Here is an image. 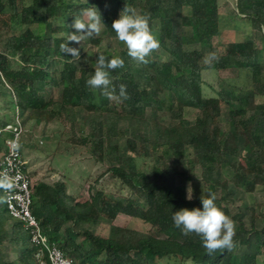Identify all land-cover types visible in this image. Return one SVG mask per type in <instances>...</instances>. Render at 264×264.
I'll use <instances>...</instances> for the list:
<instances>
[{
    "label": "trees",
    "instance_id": "16d2710c",
    "mask_svg": "<svg viewBox=\"0 0 264 264\" xmlns=\"http://www.w3.org/2000/svg\"><path fill=\"white\" fill-rule=\"evenodd\" d=\"M126 4L150 17V27L167 60L150 55L147 64H140L128 56L111 29ZM235 4L239 17L264 31V0H235ZM93 6L101 13L108 35L117 40L116 55L100 49L101 38L78 35L81 48L90 44L97 49L75 57L71 25L83 9ZM184 9H190V15L182 16ZM219 11V0H0V22L7 19L3 23H10L8 33H12L10 49H0V85L10 90L15 106L28 113L27 121L34 126L58 120L66 127L64 139L87 146L98 163L106 158L111 161L109 175L137 197L116 199L91 186L90 199L81 202L67 193L61 181L31 186L32 212L43 234L74 264H258L264 252V211L254 215L248 227L239 213L231 215L226 204L233 201L231 186L249 194L264 190V93L257 91L253 43L230 41L214 46L221 34ZM177 18L189 32L176 27ZM186 46L215 52L217 70L236 75L209 85L203 79L209 69L205 53L186 50ZM10 51L19 65L11 62ZM101 54L124 60L125 66L110 71V78L117 97L119 86L126 85L128 99L110 100L101 90L86 85ZM206 84L216 96H206ZM167 106L179 119L172 127H164L151 116ZM186 109L198 111L194 124L179 116ZM3 119L2 130L14 122L7 115ZM122 138L125 155L120 149ZM172 160L179 164L173 166ZM225 171L230 172L227 177ZM189 179L191 200L187 199ZM209 193H215L217 206L237 223L235 247L212 256L199 236L184 235L172 220L175 211L202 207L200 198ZM121 215L150 229L111 225L103 235L90 228L82 232L73 228ZM257 218L262 229L254 226ZM25 230L22 222L8 215L4 197L0 246L8 236L12 244L21 243L18 258L4 264H42L36 258L39 248Z\"/></svg>",
    "mask_w": 264,
    "mask_h": 264
},
{
    "label": "rangeland",
    "instance_id": "374dc122",
    "mask_svg": "<svg viewBox=\"0 0 264 264\" xmlns=\"http://www.w3.org/2000/svg\"><path fill=\"white\" fill-rule=\"evenodd\" d=\"M220 6V20H221V34L214 39V46L219 47L225 43L244 42L249 41L253 43L257 49V91L264 93V40L262 38L263 29H257L253 26L252 21L246 20L237 15L235 0H219ZM190 15V9H184L182 16ZM7 19L3 18L0 22V49H10L12 43V33L9 26H6ZM176 27L183 33L190 31L188 26L182 24L180 18L176 19ZM12 32H15L14 30ZM80 37V36H79ZM79 37L75 39L79 40ZM91 37L101 38L100 49L106 50L109 53L116 55L117 53V40L111 38L104 26L98 35ZM83 38L89 39L90 37L84 36ZM74 37H71L73 41ZM80 41V40H79ZM73 43L75 57L81 55L82 52L87 50L95 51L93 45L88 44L85 48H81L80 43ZM186 50L199 49L205 53L206 58L209 55V49L200 46L191 47L186 46ZM78 52V54H77ZM151 56L167 60L168 54L163 50H156L151 53ZM205 58V60H206ZM10 60L14 66L19 65V60L14 52L10 51ZM206 63V62H205ZM207 64V63H206ZM208 65V64H207ZM209 69L204 71L203 79L209 85H215L219 78H232L236 74L234 71L222 72L217 70L216 62L213 61L208 65ZM208 84L205 85L206 96H216L214 90ZM58 92L54 90L55 96ZM16 103L12 99L10 90L7 87L0 85V130H2L3 118L7 115L10 120L15 121L17 118L21 120L24 127V136L22 144L23 158L26 162L27 173L30 176L32 185L39 182L55 183L57 181L64 182L66 191L69 195L75 197L81 202H86L90 199V187L98 186V188L105 190L106 193L112 198L125 200L126 197L137 198L135 194H131L127 189L121 188L119 182H115L107 172L108 167L114 165L107 158L104 163H98L92 156L87 146L73 144L62 137V132L66 129L58 120L51 122H42L39 126H34L32 121H27L28 113H23L15 106ZM198 111L196 109H186V111L179 116L184 118L187 124H194ZM156 118L164 127H172L179 123V119L173 114V110L167 106L164 111L158 113ZM228 116V109L223 112L221 121L226 122ZM15 119V120H14ZM79 120L85 123L82 116ZM261 129L264 130V120L261 122ZM9 137V133L4 132L0 137V160L5 152V140ZM121 154H126L125 138L120 139ZM173 166L179 162L171 161ZM229 171L224 172V177L229 175ZM192 189L191 179L188 182ZM231 191L234 193L233 201L226 204L232 216L238 213L242 216L243 221L248 227L252 226L253 216L264 211V190L259 189L254 194L247 193L244 189L235 188L231 186ZM4 200V194L0 192V201ZM111 225L119 227H131L140 231H148L149 226L143 222L132 219L130 217L121 215L117 218L101 217L96 225L75 224L73 228L77 232H82L86 228H90L96 233L107 235ZM256 229H262L261 219L257 218L254 221ZM237 230V223H236ZM27 233V230H25ZM28 234V233H27ZM10 236L6 238L3 245L2 255H0V263H9L16 260L19 256L20 245L11 243ZM36 258L41 263L42 258L36 255ZM258 264H264V252L258 256Z\"/></svg>",
    "mask_w": 264,
    "mask_h": 264
},
{
    "label": "clouds",
    "instance_id": "9594fccd",
    "mask_svg": "<svg viewBox=\"0 0 264 264\" xmlns=\"http://www.w3.org/2000/svg\"><path fill=\"white\" fill-rule=\"evenodd\" d=\"M149 21L148 15L138 14L134 7L126 4L120 12L119 18L113 20L111 25L116 39L126 46L128 56L140 64H147V57L160 47ZM102 26L105 25L102 22L101 13L95 6L83 9L81 15L75 17L71 25L75 30L72 32L74 39L71 42L78 44L79 40L75 39L78 35L80 37L98 35ZM216 60H218V56L212 52L209 53L205 62L211 65ZM124 66L125 62L122 58L112 57L109 59L101 54L96 60L94 75L86 81V85L93 90H101V94L110 100L114 98L128 99L126 85L119 86V96L117 97L116 89L112 86L110 78V71ZM12 188L13 183L8 176L0 177V189L8 192ZM192 198V189L189 186L187 199L191 200ZM215 201V193H209L207 198L201 196L202 207L182 208L173 212L172 215L175 227L181 229L184 235L195 234L201 238L202 246L208 256H212L217 251H231L235 247L236 222L225 214Z\"/></svg>",
    "mask_w": 264,
    "mask_h": 264
},
{
    "label": "built area",
    "instance_id": "2783aa9c",
    "mask_svg": "<svg viewBox=\"0 0 264 264\" xmlns=\"http://www.w3.org/2000/svg\"><path fill=\"white\" fill-rule=\"evenodd\" d=\"M4 132L9 133V137L5 140V152L0 160V177L6 175L13 183L11 191H4L8 215L22 222L30 233L32 243L39 248L38 256L42 261L45 257L47 259L42 264H74L56 244L47 241L37 217L32 212V183L22 153L24 127L21 120L17 118L0 130V137Z\"/></svg>",
    "mask_w": 264,
    "mask_h": 264
},
{
    "label": "crops",
    "instance_id": "0c3cea01",
    "mask_svg": "<svg viewBox=\"0 0 264 264\" xmlns=\"http://www.w3.org/2000/svg\"><path fill=\"white\" fill-rule=\"evenodd\" d=\"M2 245H3V243L1 244V246H2ZM1 246H0V247H1ZM0 251H1V253H2L3 249L1 248V250H0ZM1 253H0V255H2ZM0 264H2V263H0Z\"/></svg>",
    "mask_w": 264,
    "mask_h": 264
}]
</instances>
